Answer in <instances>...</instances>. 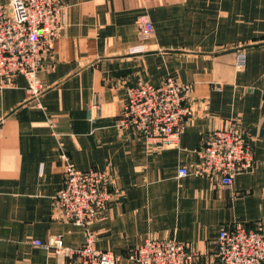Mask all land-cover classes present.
Masks as SVG:
<instances>
[{
    "label": "crops",
    "instance_id": "1",
    "mask_svg": "<svg viewBox=\"0 0 264 264\" xmlns=\"http://www.w3.org/2000/svg\"><path fill=\"white\" fill-rule=\"evenodd\" d=\"M59 1L66 27L39 73V103L27 101L22 76L0 79V264H64L32 242L83 243L85 229L50 212L63 183L60 151L79 170L110 175L112 199L89 231L119 264H134L130 253L147 239L184 244L190 264H218L221 229L264 233V0ZM141 17L150 38L138 34ZM168 76L191 86L177 148L117 126L126 86ZM229 123L250 139L254 169L229 187L178 176L200 141Z\"/></svg>",
    "mask_w": 264,
    "mask_h": 264
},
{
    "label": "built area",
    "instance_id": "2",
    "mask_svg": "<svg viewBox=\"0 0 264 264\" xmlns=\"http://www.w3.org/2000/svg\"><path fill=\"white\" fill-rule=\"evenodd\" d=\"M66 27L64 6L59 0H0V79L17 75L26 81L27 101L39 103L45 91L39 73L52 43ZM140 38H150L153 27L148 19L138 21ZM244 55L237 56L243 69ZM191 86L172 76L154 86L140 78L126 86L117 126L132 130L147 143L177 148L186 121L192 117ZM191 169H179L178 176L188 174L210 177L220 187L231 186L238 174L254 169L250 139L233 123L209 132L193 151ZM63 183L51 201V214L85 229L83 243L77 248L65 247L60 235L47 243L33 241L36 247L64 255V264H119V258L95 247L89 226L106 211L112 199L111 177L95 169L79 170L60 151ZM218 264H264V233L236 225L221 229L214 254ZM134 264H190L193 254L184 244L167 239H147L130 253Z\"/></svg>",
    "mask_w": 264,
    "mask_h": 264
}]
</instances>
